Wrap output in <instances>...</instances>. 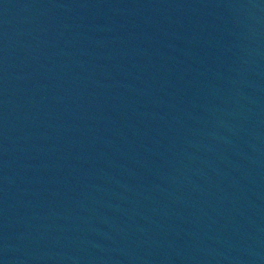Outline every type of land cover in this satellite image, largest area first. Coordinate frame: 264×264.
I'll list each match as a JSON object with an SVG mask.
<instances>
[{
	"label": "water",
	"instance_id": "obj_1",
	"mask_svg": "<svg viewBox=\"0 0 264 264\" xmlns=\"http://www.w3.org/2000/svg\"><path fill=\"white\" fill-rule=\"evenodd\" d=\"M0 264H264V0H0Z\"/></svg>",
	"mask_w": 264,
	"mask_h": 264
}]
</instances>
